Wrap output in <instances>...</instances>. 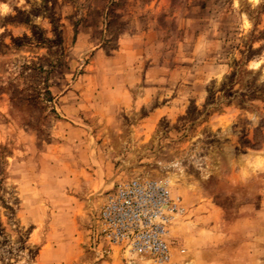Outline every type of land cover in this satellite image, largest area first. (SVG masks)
<instances>
[{
	"label": "rangeland",
	"instance_id": "rangeland-1",
	"mask_svg": "<svg viewBox=\"0 0 264 264\" xmlns=\"http://www.w3.org/2000/svg\"><path fill=\"white\" fill-rule=\"evenodd\" d=\"M133 177L166 263L97 235ZM0 264H264V0H0Z\"/></svg>",
	"mask_w": 264,
	"mask_h": 264
},
{
	"label": "built area",
	"instance_id": "built-area-1",
	"mask_svg": "<svg viewBox=\"0 0 264 264\" xmlns=\"http://www.w3.org/2000/svg\"><path fill=\"white\" fill-rule=\"evenodd\" d=\"M182 210L166 185L133 177L103 197L94 225L107 246L166 263L170 246L165 237Z\"/></svg>",
	"mask_w": 264,
	"mask_h": 264
}]
</instances>
